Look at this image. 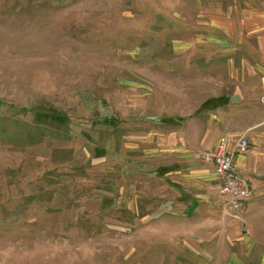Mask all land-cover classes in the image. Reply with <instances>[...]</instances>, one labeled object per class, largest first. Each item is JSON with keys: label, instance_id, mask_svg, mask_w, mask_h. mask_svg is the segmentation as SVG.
Returning a JSON list of instances; mask_svg holds the SVG:
<instances>
[{"label": "rangeland", "instance_id": "374dc122", "mask_svg": "<svg viewBox=\"0 0 264 264\" xmlns=\"http://www.w3.org/2000/svg\"><path fill=\"white\" fill-rule=\"evenodd\" d=\"M263 120L264 0H0V264H264L197 157Z\"/></svg>", "mask_w": 264, "mask_h": 264}, {"label": "built area", "instance_id": "2783aa9c", "mask_svg": "<svg viewBox=\"0 0 264 264\" xmlns=\"http://www.w3.org/2000/svg\"><path fill=\"white\" fill-rule=\"evenodd\" d=\"M250 149L247 132L241 133L231 150L227 137H222L215 149L202 148L197 157L212 170L219 181V194L224 199L225 213L241 220V211L254 198L255 193L249 180L235 164L236 155H245ZM249 234L250 231L247 230Z\"/></svg>", "mask_w": 264, "mask_h": 264}, {"label": "crops", "instance_id": "0c3cea01", "mask_svg": "<svg viewBox=\"0 0 264 264\" xmlns=\"http://www.w3.org/2000/svg\"><path fill=\"white\" fill-rule=\"evenodd\" d=\"M263 124L264 120L257 124L255 129L253 128V133H251L249 130L243 131L248 133L250 149L247 154L236 155L235 157V164L242 171L243 175L247 177L255 193L254 198L241 211V216L243 217V215L245 216L247 212H250L254 221H258V218L264 216V129L262 126H258ZM221 131L222 129L218 128L211 130V132L214 133L210 134L211 136L208 139V143L204 139V145H206L205 147H208L209 149H215L219 144L220 139L222 137H226ZM236 140H228L229 150L232 149ZM207 166L212 170L211 165ZM213 175L217 179V176L214 172Z\"/></svg>", "mask_w": 264, "mask_h": 264}]
</instances>
